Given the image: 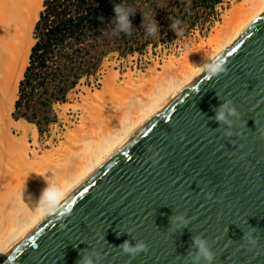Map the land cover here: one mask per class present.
Here are the masks:
<instances>
[{
  "label": "water",
  "instance_id": "95a60500",
  "mask_svg": "<svg viewBox=\"0 0 264 264\" xmlns=\"http://www.w3.org/2000/svg\"><path fill=\"white\" fill-rule=\"evenodd\" d=\"M218 57L228 75L202 69L0 264H81L93 250L95 264H198L197 238L213 264H264V10ZM228 102L240 112L232 129L214 119ZM125 240L147 250L125 253Z\"/></svg>",
  "mask_w": 264,
  "mask_h": 264
},
{
  "label": "bare ground",
  "instance_id": "6f19581e",
  "mask_svg": "<svg viewBox=\"0 0 264 264\" xmlns=\"http://www.w3.org/2000/svg\"><path fill=\"white\" fill-rule=\"evenodd\" d=\"M43 4L0 0V257L47 215L38 200L50 182L62 183L61 201L264 10V0H241L221 30L185 59L126 71L106 63L101 87L73 93L79 99L60 107L64 130L55 126L43 138L34 123L18 120L13 111Z\"/></svg>",
  "mask_w": 264,
  "mask_h": 264
},
{
  "label": "rangeland",
  "instance_id": "374dc122",
  "mask_svg": "<svg viewBox=\"0 0 264 264\" xmlns=\"http://www.w3.org/2000/svg\"><path fill=\"white\" fill-rule=\"evenodd\" d=\"M240 2L241 0H133L128 2L126 6L136 9V14L132 17L131 34L112 35L114 24L110 21V26L106 29L104 27V34L97 41L90 42L93 46L95 45L91 47L94 52L92 51V56L86 54L78 67L80 70H87V73H83L76 85L71 87L65 82L63 87L56 88L57 82L51 81L44 92L43 87L41 86L42 89L39 87V95L36 96L38 111L35 118L19 116L16 113V106L13 110L15 116L18 120L23 118L34 123L43 138H48L55 126L64 130L63 119L59 114L61 105L74 103L79 99L78 96L72 97V94L79 95L84 86H97L99 89L106 63L117 62L123 71H126L128 67L145 69L153 61L163 62L170 58L185 59L190 52L207 44L214 34L221 30L226 17ZM142 12L155 16L159 21L160 32L155 38L147 36L144 32L141 23ZM174 18L182 21L184 31L180 35L169 27ZM70 80L69 83L74 81L73 78ZM63 88L69 89L65 95L61 94ZM51 96H60V98ZM18 97L19 90L17 99Z\"/></svg>",
  "mask_w": 264,
  "mask_h": 264
},
{
  "label": "trees",
  "instance_id": "16d2710c",
  "mask_svg": "<svg viewBox=\"0 0 264 264\" xmlns=\"http://www.w3.org/2000/svg\"><path fill=\"white\" fill-rule=\"evenodd\" d=\"M132 1L44 0L34 28L35 43L19 85L16 113L35 118L38 89L43 87L44 92L51 81L57 82L56 88L63 87L65 82L71 87L76 85L83 73H87L78 67L86 54L92 56L94 52L95 45L90 42L97 41L104 34V27L113 21V5ZM70 78L74 79L71 83ZM68 90L63 88L61 94L65 95Z\"/></svg>",
  "mask_w": 264,
  "mask_h": 264
},
{
  "label": "clouds",
  "instance_id": "9594fccd",
  "mask_svg": "<svg viewBox=\"0 0 264 264\" xmlns=\"http://www.w3.org/2000/svg\"><path fill=\"white\" fill-rule=\"evenodd\" d=\"M113 11L115 13L113 18L114 27L112 28V35H119L120 33L131 34L133 30V20L132 17L136 14V9L132 6H126L125 3L114 4ZM142 27L147 36L155 38L160 32L159 21L155 16L150 15L149 13L142 12ZM169 27L175 31L178 35L182 34L184 29L182 28V21L179 18L172 19V23ZM207 69L206 75L212 79L213 77L226 76L229 73V67L226 60H221L219 57H216L215 60L204 66ZM240 112L231 102L225 103L222 105L218 114L215 116V120L222 126H227L229 129L234 127L233 119L239 118ZM232 118V119H230ZM234 133L229 131L227 132V137L230 139ZM63 194V185L59 181L50 182L47 187L42 190V193L38 200V205L40 211L45 214H54L60 211L57 207L58 201ZM183 215H177L173 218L174 223L177 221L183 222ZM251 244L257 243L255 238H252L249 233L244 234ZM123 248L125 253L132 255L137 254L140 251L147 250L148 245L145 241L139 240L133 244L129 240H125L120 246ZM193 247L195 251H191V255H197L198 253V264H213L215 255L211 248L209 247L206 240L203 238H197L193 241ZM98 261L100 254L98 252H93L90 255H85L81 257V264H95L93 259Z\"/></svg>",
  "mask_w": 264,
  "mask_h": 264
}]
</instances>
